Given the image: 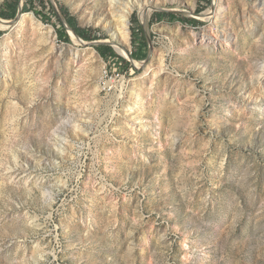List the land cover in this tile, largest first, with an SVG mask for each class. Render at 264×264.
Returning <instances> with one entry per match:
<instances>
[{"label":"rangeland","instance_id":"1","mask_svg":"<svg viewBox=\"0 0 264 264\" xmlns=\"http://www.w3.org/2000/svg\"><path fill=\"white\" fill-rule=\"evenodd\" d=\"M29 1L0 18V264H264V0H148L105 56L66 17L109 42V0Z\"/></svg>","mask_w":264,"mask_h":264},{"label":"bare ground","instance_id":"2","mask_svg":"<svg viewBox=\"0 0 264 264\" xmlns=\"http://www.w3.org/2000/svg\"><path fill=\"white\" fill-rule=\"evenodd\" d=\"M109 4H110V21L106 22L109 23L111 29L110 31V40L108 43L113 44V46L116 49H122L123 48V44L125 45L128 42V38H129V34H130V18L132 16V14L135 12V10H137L139 12V17L140 20L144 22V10H151V6L150 2L148 0H109ZM217 11H209L208 13H204L202 14L200 17L201 20H207L211 15L216 16ZM198 18V17H197ZM8 22V21H5ZM30 23L32 25H37L39 26V22L37 21V19L35 18L33 13H25V14H21L18 19L17 22L18 24H22V23ZM1 25H6V23L0 21V26ZM217 36L220 38V40H222L223 42L228 43V36L223 33V35L219 36L217 34ZM218 40L217 43H220L221 41ZM202 41L208 42L211 41V43H214L211 38L208 36V34H203L202 35ZM138 65H140L139 63H137ZM2 67L0 66V71H1ZM151 67L148 66L146 73L151 72ZM163 71L162 66H160V71ZM4 78H6V76H4ZM153 78V77H152ZM138 95V94H137ZM136 95V96H137ZM136 99H141V98H136ZM142 103L141 100H136L132 102V106L130 108V113L133 112H137L139 109L142 108V106L140 105ZM137 122V121H136ZM139 122V121H138ZM70 125L72 126L73 130L72 133L74 131V135L76 137H78V139H82L83 137L79 136V134H75V132H83L84 130H82L81 128V124H77V123H70ZM128 125L130 126V129L132 131H135L136 129H139L138 131L140 132H144L145 131V124L144 123H136L133 124L132 122H129ZM83 127V126H82ZM68 134H70V131L68 130L67 126H63L62 130H60L59 132H56L55 135L51 138V140L53 141V145L55 148L60 150V153H55L53 151H49V159H58L62 158V154L66 153L70 146V139L68 138ZM18 167V166H17ZM15 169H17L15 167ZM30 169L29 166H27L26 168L23 167V172H25L24 174H22V177L24 176L26 183V186H30V184L32 186H36L39 188V190H41L44 194H47L49 191H53L54 188H56L58 185L57 183H60L62 185H66L65 182L63 180H59V179H54L53 181L51 180H46L43 177H39V176H34L31 174H28V170ZM15 172V171H14ZM12 174V173H11ZM32 180V181H31ZM31 181V183H30ZM29 182V183H27ZM30 189V188H29ZM101 190V189H100ZM29 219V218H28ZM30 222L34 225V226H39L37 224H34V218L33 219H29ZM25 240L22 241V243H24Z\"/></svg>","mask_w":264,"mask_h":264},{"label":"trees","instance_id":"3","mask_svg":"<svg viewBox=\"0 0 264 264\" xmlns=\"http://www.w3.org/2000/svg\"><path fill=\"white\" fill-rule=\"evenodd\" d=\"M39 1V0H38ZM33 0L29 1V11H31L33 8ZM19 8V0H5L3 4L0 5V18L10 20L13 19L18 12ZM161 16H171L168 14H162ZM66 21L69 25V27L74 31V33L82 40L84 41H92L96 40V38H91L90 36L86 35V33L80 29L75 22L73 18L66 17ZM193 23H197L196 21L192 20ZM97 51H99L103 56L107 55L111 52L110 47L107 46H96L95 47Z\"/></svg>","mask_w":264,"mask_h":264},{"label":"water","instance_id":"4","mask_svg":"<svg viewBox=\"0 0 264 264\" xmlns=\"http://www.w3.org/2000/svg\"><path fill=\"white\" fill-rule=\"evenodd\" d=\"M21 15V9H20V7L18 8V12H17V15L13 18V19H10V20H8V22H11V23H14V22H16L17 21V19H18V17ZM3 21V20H2ZM65 25V27L67 28V25L66 24H64ZM142 26H143V28H144V30H145V33H146V38H147V40H148V43H149V32H148V30H147V23L145 22V23H142ZM69 29V28H68ZM70 31H71V33L75 36V37H77V40L79 41V43L83 46V47H96V46H101V45H107V44H109L108 42H104V41H94V42H84L82 39H80L75 33H74V31L73 30H71V29H69Z\"/></svg>","mask_w":264,"mask_h":264},{"label":"built area","instance_id":"5","mask_svg":"<svg viewBox=\"0 0 264 264\" xmlns=\"http://www.w3.org/2000/svg\"><path fill=\"white\" fill-rule=\"evenodd\" d=\"M104 77L106 78L107 77V72L105 71V73H104Z\"/></svg>","mask_w":264,"mask_h":264}]
</instances>
